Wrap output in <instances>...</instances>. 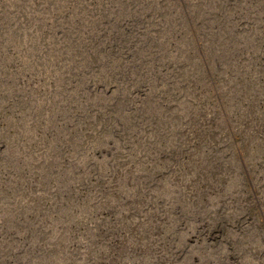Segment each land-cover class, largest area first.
<instances>
[{"label": "rangeland", "instance_id": "obj_1", "mask_svg": "<svg viewBox=\"0 0 264 264\" xmlns=\"http://www.w3.org/2000/svg\"><path fill=\"white\" fill-rule=\"evenodd\" d=\"M0 264H264V0H0Z\"/></svg>", "mask_w": 264, "mask_h": 264}]
</instances>
